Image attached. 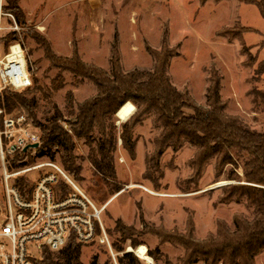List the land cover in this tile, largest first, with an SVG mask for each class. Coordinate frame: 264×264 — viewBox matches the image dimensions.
I'll list each match as a JSON object with an SVG mask.
<instances>
[{
    "label": "rangeland",
    "instance_id": "1",
    "mask_svg": "<svg viewBox=\"0 0 264 264\" xmlns=\"http://www.w3.org/2000/svg\"><path fill=\"white\" fill-rule=\"evenodd\" d=\"M8 3L19 6L24 18L22 24L16 22L20 28L16 32L10 29L13 23L9 18L2 17L5 29L1 46L8 45L12 32H16L32 84L16 92L34 100L36 123L28 120L29 114L20 115L21 109H14L9 117L24 116L40 136L41 147V126L57 120L73 136L72 154L78 174L67 169L58 145L53 160L38 156L40 147L18 156L9 171H24L49 161L58 163L98 207L106 206L101 219L110 232L111 243L117 245L110 250L95 242L75 251L54 252V259L63 264H120L123 254L131 252L141 264H148L135 251L144 246L155 264H207L202 259L190 258L193 248L188 249L177 240L185 238L197 244L216 234L219 222L235 228L237 216L253 218V209L245 201H219L222 188L232 183L227 178L238 168L228 165L218 173L213 160L198 176L196 166L192 165L197 150L188 142L176 150L171 146L156 157V138L161 129L153 114L133 128L135 151L131 153L120 139V130L130 127L128 122L136 109L127 121L118 119L119 111L113 117V136L117 141L110 161L104 160L100 149L106 137L97 127L89 137H76L72 129L78 121L79 106L97 95V87L92 80L74 76L56 64L66 65L67 60L77 56L86 65L108 70L115 46L124 70H151L154 60L148 48L160 50L165 37L167 48L178 53L171 59L168 71L178 90L204 105L210 76L219 74L221 97L228 104V112L263 132L264 72L258 75L257 65L247 66L248 57L241 53L240 40L229 43L217 34L224 27L236 31L241 26L252 28L254 31L245 34L243 42L252 47L251 53L257 56L258 63L264 62V48H259L264 40V18L257 6L235 0L219 4L209 1L203 7L199 0H3V5ZM3 55L1 49L0 56ZM110 132L108 129L107 135ZM237 163L242 174L241 164ZM45 169L28 170L10 183L22 185L33 197V184ZM5 205L0 167V218L7 215L3 213ZM118 221L129 229L127 234L132 233L130 239L117 232ZM0 244L9 246L4 239H0ZM253 264H264V251Z\"/></svg>",
    "mask_w": 264,
    "mask_h": 264
},
{
    "label": "trees",
    "instance_id": "2",
    "mask_svg": "<svg viewBox=\"0 0 264 264\" xmlns=\"http://www.w3.org/2000/svg\"><path fill=\"white\" fill-rule=\"evenodd\" d=\"M208 1L199 0V3L204 6ZM213 1L219 3L222 0ZM236 1L257 6L264 18V0ZM2 12L13 15L16 22L22 24L24 15L19 6L12 7L9 3L4 4ZM251 31L250 28H241L236 31L225 27L218 34L229 42L240 40L241 53L248 57L247 66L253 68L257 65L256 74L262 75L264 62L258 63L257 56L251 53L252 48L243 42L244 34ZM16 37V32H12L9 40L11 44L8 42V45L3 44L4 46H1L4 40L0 37V50L2 49L4 54L9 53V48L16 42ZM166 40L167 38L164 37L160 50L148 48L154 60L151 70L139 68L124 70L115 46L108 70L86 65L77 56L67 60L66 65L56 64L74 76L92 80L97 87V95L86 100L78 108V121L72 125L74 135L89 137L97 127L106 137L105 145L100 152L104 160L110 161L111 151L117 141L113 136V117L127 102H132L136 106V112L128 122L130 127L126 129L124 126L120 130V139L131 153L135 151L133 128L146 116L153 114L156 124L161 129L156 138V157H160L171 146L176 150L183 142H188L197 150L196 158L192 163L196 166L197 175L203 173L204 167L213 160L218 173H222L228 165L239 169L240 166L237 163L239 161L242 174L236 169L227 178L232 183L222 188L219 201L224 204L245 201L253 209V218L237 216L235 228L219 222L217 233L197 244L185 238H179L177 241L188 249L193 248L190 258L196 257V261L202 259L207 264H253L256 256L264 251V131L252 129L240 117L228 112V104L221 97L222 77L219 74L214 73L210 76V87L206 92L204 105L190 98L188 93L178 90L172 84L168 72L171 59L178 53L167 48ZM259 48H264V40ZM50 59L54 60V56ZM31 86L32 84L25 89ZM34 104V100L25 98L21 93L10 88L0 93V107L5 110L7 116H11L10 113L14 109H21L20 115L29 114L28 120L36 123L33 113ZM56 121L48 126H41L43 144L37 151V155L49 156L53 160L56 152L54 148L58 145V151L62 152L63 163L68 170L77 175L78 168L72 154L75 149L73 136L69 135ZM108 129L111 130L110 135H107ZM107 163L112 169L110 162ZM17 187L23 191L22 185L19 184ZM116 230L124 239H130L132 235V233L127 234L129 229L123 226L121 221H118ZM108 233L110 234L109 231ZM113 245L117 246L114 243L112 248ZM81 246L71 242L59 252L75 251ZM117 250L124 252L122 248ZM189 263H191L190 260ZM35 264L63 263L56 261L53 253L45 249ZM64 264H70V262ZM120 264H141V262L133 253L126 252L120 258Z\"/></svg>",
    "mask_w": 264,
    "mask_h": 264
},
{
    "label": "built area",
    "instance_id": "3",
    "mask_svg": "<svg viewBox=\"0 0 264 264\" xmlns=\"http://www.w3.org/2000/svg\"><path fill=\"white\" fill-rule=\"evenodd\" d=\"M2 5L3 0H0V37L5 29L2 27L3 16L13 23L10 29L20 30L13 15L2 12ZM14 47H18L23 66L10 62ZM24 71L29 79L24 85H16L15 81ZM29 72L24 49L17 40L10 46L8 54L0 56V93L7 88L18 91L29 87ZM35 144L38 148H28ZM40 147L41 138L33 131L31 123L24 116H7L0 107V167L6 200L3 213L7 214L0 218V239L9 245L0 244V264H35L45 249L58 252L71 242L79 245L98 242L112 250L109 234L101 219L106 206L98 207L58 163L49 161L28 169L46 168L33 184V197H29L31 191H21L10 183L15 176L28 171L11 172L10 164L18 156ZM145 261L155 264L153 259Z\"/></svg>",
    "mask_w": 264,
    "mask_h": 264
},
{
    "label": "bare ground",
    "instance_id": "4",
    "mask_svg": "<svg viewBox=\"0 0 264 264\" xmlns=\"http://www.w3.org/2000/svg\"><path fill=\"white\" fill-rule=\"evenodd\" d=\"M10 62L13 64H21L23 66V59L19 57L18 47L13 48V54L9 57ZM27 73L24 71L22 75H20L18 81H15L16 85H24L28 80ZM135 112V106L132 103H127L117 114L118 119L121 122L127 121V119ZM138 256L144 260H149L151 262V258L147 255V248L144 246L138 247L136 250Z\"/></svg>",
    "mask_w": 264,
    "mask_h": 264
},
{
    "label": "crops",
    "instance_id": "5",
    "mask_svg": "<svg viewBox=\"0 0 264 264\" xmlns=\"http://www.w3.org/2000/svg\"><path fill=\"white\" fill-rule=\"evenodd\" d=\"M209 1H213V0H209ZM208 1V2H209ZM224 1H227V0H222L221 2H219V3H222V2H224ZM236 1V0H235ZM214 2V1H213ZM238 2V1H237ZM214 3H216V2H214ZM219 3H216V4H219ZM238 3H240V2H238ZM252 5V4H251ZM201 6V5H200ZM203 7V6H202ZM241 26V25H240ZM242 28H250V27H245V26H241ZM225 28V27H224ZM252 31L251 32H249V33H252L254 30L252 29V28H250ZM220 31V30H219ZM218 31V32H219ZM218 32H217V34H218ZM246 34H248V33H246ZM244 36H245V34H244ZM244 36H243V39H244ZM224 38V37H223ZM226 39V38H225ZM229 42V41H228ZM233 42V41H232ZM229 43H231V42H229ZM248 47H250V46H248ZM252 48V47H251ZM107 205V204H106Z\"/></svg>",
    "mask_w": 264,
    "mask_h": 264
},
{
    "label": "water",
    "instance_id": "6",
    "mask_svg": "<svg viewBox=\"0 0 264 264\" xmlns=\"http://www.w3.org/2000/svg\"><path fill=\"white\" fill-rule=\"evenodd\" d=\"M28 148L36 149V148H38V145H37V144H35V145H31V146H29Z\"/></svg>",
    "mask_w": 264,
    "mask_h": 264
}]
</instances>
